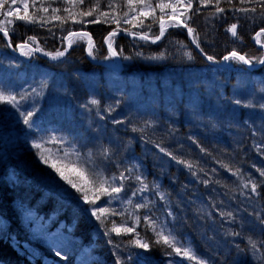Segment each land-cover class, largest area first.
<instances>
[{
  "label": "trees",
  "instance_id": "obj_1",
  "mask_svg": "<svg viewBox=\"0 0 264 264\" xmlns=\"http://www.w3.org/2000/svg\"><path fill=\"white\" fill-rule=\"evenodd\" d=\"M23 2L12 5L21 15ZM27 2L29 14L45 19L26 23L5 16L7 6L0 10V25L14 29L9 31L14 51L35 37L36 42L28 41L31 46L53 57L57 51L64 52L70 32L84 31L92 38L91 58L112 61L104 45L110 32H147L150 39L159 35V22L152 16L139 18L143 27L132 19L136 12L123 17L128 11L126 0H114L121 5L114 9L100 0V11L110 14L107 23L104 17L90 22L95 15H76L82 23L52 19L53 8L60 9L55 15L68 16L64 8L70 5L64 0H36L37 8L43 4L47 12L32 8V0ZM156 2L152 0L153 5ZM92 3L85 0L80 10ZM220 6L225 11L213 15L214 0L207 6L193 0L187 23L199 37V49L214 63L236 51L252 59L250 66L258 65L264 51L254 46L253 37L264 28V6L255 0L231 4L221 0ZM253 7L255 12L236 10ZM155 15H161L159 9ZM234 23L239 38L227 31ZM259 39L264 45V33ZM71 41L67 57L50 63L32 52L16 57L0 34V91L19 101V109L0 102V264H197L163 242L156 243L145 216L156 221L157 231L171 233L178 247L190 248L204 264H264V225L259 222L264 219V176L260 175L264 171V108L260 107L264 65L248 70L229 59L218 69L194 50L179 27H168L156 44L114 36L112 47L122 62L119 73L90 63L86 36ZM120 81L127 88L117 94L113 82ZM93 99L99 103L91 104ZM28 111L34 113L31 127L21 115ZM50 137L62 138L63 143ZM34 143H41L42 149L34 148ZM104 149L109 150L107 158L101 155ZM73 150L81 158L91 152V166L105 177L122 172L128 176L126 170H132L118 199L107 203L109 197L102 195L96 205L86 203L82 193L61 180L39 155L43 151L55 160ZM67 174L86 190L94 188ZM137 175L148 190L133 196L140 187ZM88 195L94 198L92 191ZM146 201L148 208L134 207ZM94 207L115 209L117 214L101 216L105 221L101 224L91 214ZM136 216L141 218L139 225ZM112 221L117 226L126 221L124 226L135 227V232L106 234ZM136 233L150 244L149 250L130 243ZM249 238L256 242L255 249Z\"/></svg>",
  "mask_w": 264,
  "mask_h": 264
},
{
  "label": "snow or ice",
  "instance_id": "obj_2",
  "mask_svg": "<svg viewBox=\"0 0 264 264\" xmlns=\"http://www.w3.org/2000/svg\"><path fill=\"white\" fill-rule=\"evenodd\" d=\"M65 3L69 4L70 7L69 8H64V11L68 13L67 17H61L59 15H55L56 13H58L60 11L59 8H53L52 12H53V16L52 19H56V20H62V21H66L67 19H72L73 22H83V21H77L76 20V15H79L80 17H87V16H94L95 15V19L93 21H90L92 23H98L100 22V17H104V22L107 23L110 14L108 12H104V11H100L101 8V4H100V0H95V3H92V0H89V3H92V6L89 7L87 10H80V6L85 4V0H64ZM226 2L228 4L232 3V0H226ZM241 3H246L248 2V0H240ZM17 3V0H0V10H4L5 7H8V10L6 12H4L5 16H16L17 19L25 21L26 23H39L40 20H44V17H37L35 15V13L29 14V4L27 2V0H24L23 2V15L20 14V9L19 8H12V5H15ZM213 0H199V4L202 6H207L209 4H212ZM221 0H214V5H215V13H213V15L216 14H220L223 13L225 11V9L223 7L220 6ZM255 3H257L258 5H262L264 6V0H255ZM107 4L108 7L110 9H114V8H119L121 7L120 4L114 3V0H107ZM138 5H142V7H140L139 9H137ZM50 6V5H49ZM125 7H127L128 11L123 12V17L127 18L129 16L130 12H136L137 15L134 16L132 19L134 20H138L139 21V26H144L143 24V20H140V17H148V16H152L153 17V21L154 22H159V35H156L154 37H152V42L155 43L156 41L160 40L164 35L165 32L167 30L168 27H183L187 30V33L190 37H192V42L196 45L197 48L200 47L199 44V37L197 34H195V29H193L191 26H189V24L187 23V20L190 19V15H189V11L193 10V0H157V2L155 3V5H153L152 0H126L125 2ZM32 8L36 9L37 11H44L47 12L48 8L44 7L43 4H41L39 6V8H37L36 5V0H32ZM234 7V6H233ZM77 10L75 13L73 10ZM157 9H159V12L161 13L160 16H156V11ZM166 10H171L170 13ZM237 11H242L247 13L248 11L251 12H255L256 8L253 7L251 9H247V8H239L236 9ZM196 12H199L200 9L196 8L195 9ZM262 15H264V13H262ZM165 16H167V20L168 21H173L174 23H168L165 20ZM181 17H184V19H181ZM113 21L115 23H117V25H119V19L113 17L112 18ZM46 22V21H45ZM125 23H131V20L125 19L124 20ZM8 24H11L12 21L8 20L7 21ZM43 26V25H41ZM149 29L151 28V26H148ZM237 24H232L230 26L229 29H227V31H230L233 37L239 38L238 33H237ZM10 30H14V29H9L6 26L0 25V32L3 33V36L5 38L9 37V31ZM127 31V30H125ZM264 33V28H261L260 32L256 33V43H261L259 37L261 36V34ZM132 35H139L140 39H143L145 41L149 40L150 37L148 35L147 32L143 33V34H139V33H130ZM70 35L73 36H87L89 38V43L91 44V37L89 36V34L87 32L84 33H70ZM116 35V32H110L109 36L106 38L107 42H108V47H109V51L111 52V54L113 56L118 55L119 53L112 47L113 44V37ZM28 41L31 42H36V38L35 37H29ZM26 41L22 44L17 45V47L20 49L21 54L22 55H30L31 52L34 51H42V49H40L39 47L37 48H32L31 44ZM72 41H69V46H71ZM9 46H11V41L9 40ZM264 46V45H262ZM28 49V51H25V49ZM201 51H203V49H201ZM89 54L91 55V47L89 48ZM47 55H52L51 53H47ZM64 52L62 51H57L55 53V55L53 56V58H57L60 56H63ZM187 55L189 56V58H191V54L187 53ZM208 60H213L214 58L212 56H208L207 57ZM225 60H236L238 62H242L244 64H252V59L247 58L245 55H241L240 53L236 52V51H232L230 53L229 56H225L224 57ZM257 62L260 64H264V58H257ZM35 91V90H33ZM25 99L24 95H21V100ZM0 102H7L9 104H12L13 107H16L17 109H19V101L17 100L15 95H8L5 96L4 93L2 91H0ZM91 104H98L99 102L97 100H91L90 101ZM237 104L241 103L240 101H236ZM246 106H250V105H246ZM261 108H264V104L260 105ZM21 115L23 116V122L25 125H28L29 127H31V121H30V117H32L34 115V113L32 111H28L27 113L21 112ZM134 131L136 129H133ZM51 141L53 142H57V143H63L62 138H57V137H50L49 138ZM48 141H45V143H47ZM33 147L40 150L42 149V144L41 143H34ZM157 147L160 148L161 152H166V150L163 147H160L159 144H157ZM167 155L171 156V153H166ZM40 155V159L42 162H44L45 164H48L49 167H51L55 173L60 177L61 180L65 181L68 185L71 186V188L75 189L77 192L82 193V198L86 203H90L92 205H96V201L100 199V197L102 195L104 196H108L109 197V201H107V203H110L111 200L113 199H118V194H120L124 187L125 184L124 182L128 179L131 178V169H127L126 171L129 173L128 176H126L123 172L120 173L119 176H111V177H105L102 171H97L95 167H92L91 164L93 163L91 161V152H89L87 154V158H81L80 154L78 152H76L75 150H73L72 153H69L68 151L64 152L63 156H57L55 160H51V157H46L43 154V151H41L39 153ZM70 155H75L76 159L75 160H71L69 159ZM102 156H104L105 158H107L109 156V150L108 149H104L101 153ZM173 159H176L174 156L172 157ZM51 161V162H50ZM180 163H185L184 161H179ZM189 167H191V165H188ZM67 172H71L72 174H74L75 176L80 177L82 180H85L86 183H89L91 185H94V188H90V189H85L84 186L82 184L77 183L73 178H71L70 175L67 174ZM260 175L264 176V171H260ZM88 177H90V179H88ZM135 180L140 184V187L138 189H136L135 192L132 193L133 196H135L138 192H144L148 190V185L144 182L142 176L137 175L135 176ZM245 187H247V185H245ZM252 187V191L255 192L257 189V185L255 183H253L251 185ZM88 191H92L94 194V198L90 199L89 195H88ZM163 195H161V199H163ZM127 203L129 205L132 204V200L129 199L127 201ZM149 203L150 202H143V203H139L136 204L134 207L136 209L139 208H148L149 207ZM126 210V209H125ZM100 213V215H97V213ZM111 215H116V210L115 209H106L104 207H94L91 210V214L92 216H95L97 218V220L101 221V224H104V220L101 219V216L109 213ZM123 213H121L122 215ZM131 215V214H130ZM169 215H171V213H169ZM229 216H231V213L228 214ZM144 221H145V225L148 228H151V230L154 232V234L156 235L157 239H156V243H161L163 242L165 245H167L168 247H170L174 253H176L177 255H183L184 257L189 258L190 260H196L197 264H204L203 261L198 260V258L194 255V253L192 252V250L190 248H185L183 247V245L181 246H177V244L179 243L176 238L174 236L171 235V233H165V231L163 229H161L160 231H157V223L155 220L152 219L151 216H145L144 217ZM141 222V218L139 216L135 217V225H139ZM262 225H264V219H261L259 221ZM126 221L124 222V225H126ZM117 226L115 221H112V227L111 229L106 230V234L107 232H115L117 234H120L121 232L127 234V233H133L135 232V227H127V226ZM136 239L133 241H130V243H133L136 247L145 249V250H149L150 248V244L145 241L143 238L140 237L139 233H136ZM249 243L251 245V247L253 249H255L257 247L256 242L252 241L251 238H249ZM183 249V251H182ZM57 255H59V253H57Z\"/></svg>",
  "mask_w": 264,
  "mask_h": 264
},
{
  "label": "water",
  "instance_id": "obj_3",
  "mask_svg": "<svg viewBox=\"0 0 264 264\" xmlns=\"http://www.w3.org/2000/svg\"><path fill=\"white\" fill-rule=\"evenodd\" d=\"M166 21H167L168 23H174L173 21H168L167 19H166ZM179 28L183 29V30L186 32V35H187V38H188L189 43H190L191 46L194 48V50L206 60V62H208V63H209L210 65H212V66H216L217 68H224V67H225V61H226V60H225L224 58L221 59V62H220L219 64H216V63H214V62L208 60V59H207V56H206V55H205V54H204L199 48H197L196 45L192 42V37H190V36L188 35L187 30H186L185 28H183V27H179ZM258 32H260V31H258ZM70 33H84V31H77V32H70ZM70 33L65 37V40H64V42H65V50H64V55H63V56H60V57H57V58L54 59L53 57H51V56H49V55H46V54H43V53H41V52H39V51H34V52H32V53L35 54V55H37L38 57H40V58H42V59H44V60L50 62V63H57V62H59V61L64 60V59L67 57V55L69 54V51H70V49H71V46H69V41H71L72 38L77 37V36L70 35ZM87 33H88V32H87ZM0 34L3 35L2 32H0ZM88 34H89V33H88ZM89 36H90V34H89ZM108 36H109V35H107V36L105 37V39H104V45H105V48H106V50L108 51V53H109V55H110L112 61H102V60H97V59H93V58H91V56L89 55V47H90L89 38H88V43H87L86 50H85L86 58H87V59L90 61V63L93 64V65L104 66V67L110 69L111 71H113V72H115V73H119V72L122 71V62H121V60H120L119 55H115V56H113V55L111 54V52L109 51L108 42H107V40H106V38H107ZM115 36H116V37H123V38H126V39L131 40V41H132V40H143V39H140V38H139V35H132V34H130V33H125V32H116V35H115ZM90 37H91V36H90ZM162 38H163V37H162ZM162 38H161V39H162ZM5 39H6L7 46H8V48H9L10 53L13 54V55H15L16 57H18V56L20 55V52H21L20 49H19L18 47H16V51H13L12 47L9 46V40H10V37L5 38ZM161 39H160V40H161ZM255 39H256V34H255V36L253 37V44H254V46H255L256 48H258V49L264 51V46H262V45L259 44V43H256ZM160 40H158V41H156L155 43H153L152 40L149 39V40H147L146 42H148V43H150V44H156V43H158ZM91 41H92V38H91ZM144 41H145V40H144ZM31 47H32V46H31ZM32 48H33V47H32ZM229 55H230V54H228L227 56H229ZM243 65H244L248 70H256V69L261 68L264 64H260V63H259V64L256 65V66H250L249 64H244V63H243Z\"/></svg>",
  "mask_w": 264,
  "mask_h": 264
},
{
  "label": "rangeland",
  "instance_id": "obj_4",
  "mask_svg": "<svg viewBox=\"0 0 264 264\" xmlns=\"http://www.w3.org/2000/svg\"><path fill=\"white\" fill-rule=\"evenodd\" d=\"M231 33V32H230ZM255 41H256V39H255ZM261 44V43H260ZM52 57V56H51ZM242 63V62H241ZM113 85H114V88H115V92L117 93V94H120V93H124V89H126L127 87V84H126V82H113ZM124 85H126V86H124ZM111 89H113L112 87H111ZM114 90V89H113ZM116 94V95H117ZM250 100V99H249ZM247 101V100H246ZM246 104H248V102H246Z\"/></svg>",
  "mask_w": 264,
  "mask_h": 264
}]
</instances>
